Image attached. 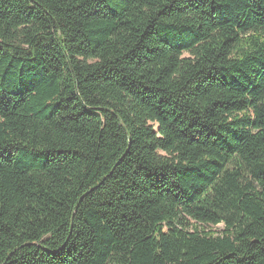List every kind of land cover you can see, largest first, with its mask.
Instances as JSON below:
<instances>
[{
	"label": "trees",
	"instance_id": "16d2710c",
	"mask_svg": "<svg viewBox=\"0 0 264 264\" xmlns=\"http://www.w3.org/2000/svg\"><path fill=\"white\" fill-rule=\"evenodd\" d=\"M0 264H264V0H0Z\"/></svg>",
	"mask_w": 264,
	"mask_h": 264
},
{
	"label": "rangeland",
	"instance_id": "374dc122",
	"mask_svg": "<svg viewBox=\"0 0 264 264\" xmlns=\"http://www.w3.org/2000/svg\"><path fill=\"white\" fill-rule=\"evenodd\" d=\"M208 230H212L213 233H218L222 230V227L221 226H216V227H210Z\"/></svg>",
	"mask_w": 264,
	"mask_h": 264
}]
</instances>
